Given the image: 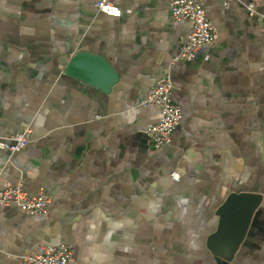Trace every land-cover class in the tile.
Here are the masks:
<instances>
[{
  "label": "crops",
  "instance_id": "obj_1",
  "mask_svg": "<svg viewBox=\"0 0 264 264\" xmlns=\"http://www.w3.org/2000/svg\"><path fill=\"white\" fill-rule=\"evenodd\" d=\"M110 1L118 17L95 0H0V140L31 128L20 152L0 150V190L50 200L39 216L0 208V264L47 245L70 247L72 264H216L206 242L230 194L261 201L228 264H264V21L200 0L215 40L174 61L191 26L171 0ZM78 53L115 79L82 62L66 74ZM164 73L181 121L151 151L160 112L143 103Z\"/></svg>",
  "mask_w": 264,
  "mask_h": 264
},
{
  "label": "built area",
  "instance_id": "obj_2",
  "mask_svg": "<svg viewBox=\"0 0 264 264\" xmlns=\"http://www.w3.org/2000/svg\"><path fill=\"white\" fill-rule=\"evenodd\" d=\"M232 1L239 4L248 16L264 21V16L258 15L255 10L254 0H224L223 6L227 7ZM94 7L106 16L118 17L120 15L119 9L110 0H95ZM170 13L175 22H187L191 26V32L182 42L174 61L191 60L201 48L213 44L216 31L200 0H171ZM172 91L171 78L168 73H164L149 90L143 103V106H157L160 112L159 121L146 130L151 151H158L168 145L173 132L180 124L181 111L171 100ZM30 134V126H24L15 136L0 140V150L6 152L8 156L20 152L29 143ZM170 177L175 181L179 179L174 172L170 174ZM49 203V197L44 191L29 196L20 185L0 190V208L15 207L29 216L45 215ZM72 260V250L65 245H47L41 254L20 258L21 264H72Z\"/></svg>",
  "mask_w": 264,
  "mask_h": 264
},
{
  "label": "water",
  "instance_id": "obj_3",
  "mask_svg": "<svg viewBox=\"0 0 264 264\" xmlns=\"http://www.w3.org/2000/svg\"><path fill=\"white\" fill-rule=\"evenodd\" d=\"M91 63L100 69L108 78L109 82L115 79L110 67L103 59L86 53L76 54L68 66L65 73L72 75L76 73V67L80 63ZM76 68V69H75ZM82 79H84L82 77ZM261 197L253 194H230L217 214L219 225L216 232L212 233L206 242L207 249L214 258L216 264H228L241 245L249 221L259 206ZM240 205V209L234 210L235 205Z\"/></svg>",
  "mask_w": 264,
  "mask_h": 264
}]
</instances>
